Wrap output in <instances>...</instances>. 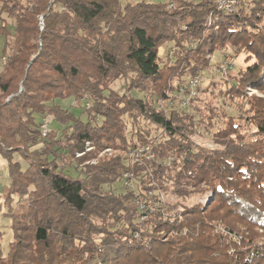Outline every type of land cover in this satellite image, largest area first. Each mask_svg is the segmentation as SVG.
<instances>
[{
    "label": "trees",
    "instance_id": "obj_1",
    "mask_svg": "<svg viewBox=\"0 0 264 264\" xmlns=\"http://www.w3.org/2000/svg\"><path fill=\"white\" fill-rule=\"evenodd\" d=\"M0 2V155L10 177L0 214L13 233L0 264H264V0L232 13L215 0ZM228 49L246 66L181 108L179 85ZM120 79L124 93L112 88ZM220 96L254 132L243 134ZM59 100L83 103L81 116ZM48 117L60 133L43 134ZM139 147L154 158L132 160ZM161 196L160 210L142 209ZM221 225L239 238L216 233Z\"/></svg>",
    "mask_w": 264,
    "mask_h": 264
},
{
    "label": "rangeland",
    "instance_id": "obj_2",
    "mask_svg": "<svg viewBox=\"0 0 264 264\" xmlns=\"http://www.w3.org/2000/svg\"><path fill=\"white\" fill-rule=\"evenodd\" d=\"M128 1L136 2V1H141V0H122V4L124 5ZM22 2H26V0H22ZM1 5L2 4L0 2V7H1ZM4 17H6V15H4ZM9 22H11V21L9 20ZM9 29L13 32V26L12 25L9 26ZM5 42H6L5 37L0 36V56L3 53L4 47H5ZM168 50L172 51V48L167 47V46L164 47L162 49L163 54L166 53ZM244 59H245V55H238L234 49L220 50V51L216 52L213 56L210 57V60H211L210 69L208 71H206L205 73H203L201 76V78L203 77L204 82L199 87L198 94L202 93L206 88L211 89L210 87H211V83L213 82V80L214 81H225V80L231 79L233 76H236L237 73L246 66ZM227 60H230L232 65H231V68L229 69L228 75L222 77L221 67L224 64V62ZM2 68H3V64H2V62H0V71L2 70ZM124 86H125V80L120 79L112 85V88L115 89L116 91L124 93L125 92ZM254 93H256V91L253 89L252 92H250V95H253ZM133 94L135 96H138V97H144V94L139 93L137 91H134ZM204 97H206L205 94H204ZM207 98H208V96H207ZM216 101H217V104L219 106H222L225 108L227 116L233 117L235 122L237 124L241 125L243 134H251L252 132L255 131V128L253 126H251L250 123H248L247 121H245L244 119H242L240 117V116H244V115L242 114L241 109L238 108L236 103L231 102L222 96H220L218 98V100H216ZM58 103H60L65 108L71 107L72 112L76 116H81V114L84 110L83 109V103H79V102H76L74 100H64V101L59 100ZM82 119L86 120L85 114L82 115ZM223 119L217 120L218 127L222 126ZM45 122L47 123L48 129L58 131L59 133H60L59 130L63 129V127L57 121H53L51 117L46 118ZM202 135L204 137V139L203 138L202 139L206 143L212 144L211 138L209 136H205L204 133ZM109 150L110 149L103 152L102 154H104V153L111 154L112 151H109ZM15 159L18 160V159H20V157L16 156ZM9 185H10V177H9V173H8L7 161L0 155V196H2V193L4 192V190L6 188L9 187ZM213 198L214 197L210 198V202ZM207 199H208V197L206 198V195L197 196L194 199H190L188 201V203L191 205H193L197 202L203 203V202H206ZM0 202H1V204L3 203V199H1V197H0ZM20 204H22L23 207H20L19 206ZM13 210H14V215H15L16 219L22 220V219H25L27 217V204L24 202L20 203L18 198H16L14 201ZM6 211H7V209L4 208L3 214H0V229H2L5 233L0 247L3 249L4 252H8L9 243L13 239V233H12V230L10 228L12 221L9 218H6L7 216L4 215V212H6ZM222 226L223 225H221L219 227H222ZM226 230H228L230 232L228 227L226 228ZM228 234H230V237L231 236L234 237L236 235L235 233H227L226 235H228Z\"/></svg>",
    "mask_w": 264,
    "mask_h": 264
},
{
    "label": "built area",
    "instance_id": "obj_3",
    "mask_svg": "<svg viewBox=\"0 0 264 264\" xmlns=\"http://www.w3.org/2000/svg\"><path fill=\"white\" fill-rule=\"evenodd\" d=\"M247 0H216V5L217 9L221 12L225 13H232L235 11L236 7L240 4L245 3ZM197 46V43H193L192 47ZM2 63H5V60H2ZM232 63L230 60H227L224 62V64L221 67V74L222 77L227 76L229 69L231 68ZM204 79L201 76H195L188 81H184L181 83L178 87V92H177V98L178 102L181 108L186 109L190 106L192 99L195 98L198 94L199 87L203 84ZM253 89L249 90V93L252 92ZM172 96V95H171ZM157 105L159 108L163 109L165 107V102L162 100L157 101ZM89 107V105H88ZM43 134L46 135L48 132L47 125L42 126ZM209 147L213 148V144H208ZM89 150V149H88ZM110 151V150H109ZM129 157L136 161V162H142L146 159L150 160L154 158V154L150 151L148 147H139L136 148L135 150L131 151L129 153ZM124 180L126 184L128 185H133V173L131 172H126L124 175ZM165 201V198L163 196L160 197L159 200L154 201L153 203H150L148 205L142 204V209L144 210H149L150 212H155L160 210L162 202ZM205 203V202H203ZM147 217L144 215L143 220L146 219ZM216 233L220 234H227L229 233L228 230H226L223 227H217L216 228ZM233 238L237 239V235H235Z\"/></svg>",
    "mask_w": 264,
    "mask_h": 264
},
{
    "label": "water",
    "instance_id": "obj_4",
    "mask_svg": "<svg viewBox=\"0 0 264 264\" xmlns=\"http://www.w3.org/2000/svg\"><path fill=\"white\" fill-rule=\"evenodd\" d=\"M43 19H44V17H42V22H41L42 29L44 27Z\"/></svg>",
    "mask_w": 264,
    "mask_h": 264
}]
</instances>
